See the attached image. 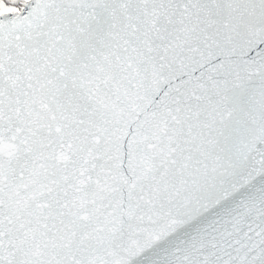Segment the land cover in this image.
I'll return each instance as SVG.
<instances>
[{"label": "snow or ice", "instance_id": "snow-or-ice-1", "mask_svg": "<svg viewBox=\"0 0 264 264\" xmlns=\"http://www.w3.org/2000/svg\"><path fill=\"white\" fill-rule=\"evenodd\" d=\"M0 264H264V0H0Z\"/></svg>", "mask_w": 264, "mask_h": 264}]
</instances>
